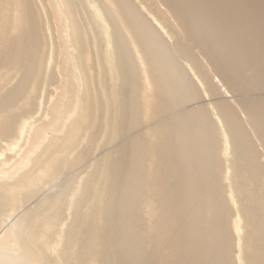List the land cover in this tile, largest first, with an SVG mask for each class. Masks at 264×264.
Wrapping results in <instances>:
<instances>
[{
    "label": "bare ground",
    "instance_id": "6f19581e",
    "mask_svg": "<svg viewBox=\"0 0 264 264\" xmlns=\"http://www.w3.org/2000/svg\"><path fill=\"white\" fill-rule=\"evenodd\" d=\"M0 264H264V0H0Z\"/></svg>",
    "mask_w": 264,
    "mask_h": 264
}]
</instances>
